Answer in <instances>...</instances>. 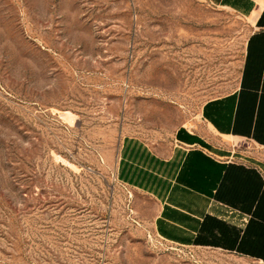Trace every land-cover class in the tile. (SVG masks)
Instances as JSON below:
<instances>
[{"label": "rangeland", "instance_id": "1", "mask_svg": "<svg viewBox=\"0 0 264 264\" xmlns=\"http://www.w3.org/2000/svg\"><path fill=\"white\" fill-rule=\"evenodd\" d=\"M247 33L205 0H0V264H264L221 224L166 244L114 176L122 136L164 144L235 89Z\"/></svg>", "mask_w": 264, "mask_h": 264}, {"label": "crops", "instance_id": "2", "mask_svg": "<svg viewBox=\"0 0 264 264\" xmlns=\"http://www.w3.org/2000/svg\"><path fill=\"white\" fill-rule=\"evenodd\" d=\"M205 1L247 26L235 89L205 101L198 119L164 144L122 136L114 176L155 202L152 232L166 244H226L214 229L221 224L238 232L235 244L257 249L264 240V0Z\"/></svg>", "mask_w": 264, "mask_h": 264}]
</instances>
